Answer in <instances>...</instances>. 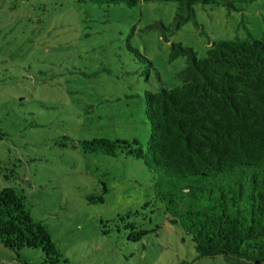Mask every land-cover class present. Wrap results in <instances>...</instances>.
Wrapping results in <instances>:
<instances>
[{"label":"rangeland","instance_id":"obj_1","mask_svg":"<svg viewBox=\"0 0 264 264\" xmlns=\"http://www.w3.org/2000/svg\"><path fill=\"white\" fill-rule=\"evenodd\" d=\"M193 9L175 27L173 1L0 0V189L22 192L58 264H253L198 257L155 200L141 159L80 145L105 137L145 147L144 92L179 85L186 66L185 56L170 58L171 43L203 58L215 41L264 37V0ZM19 253L42 258L39 249ZM0 264L22 263L0 245Z\"/></svg>","mask_w":264,"mask_h":264},{"label":"trees","instance_id":"obj_2","mask_svg":"<svg viewBox=\"0 0 264 264\" xmlns=\"http://www.w3.org/2000/svg\"><path fill=\"white\" fill-rule=\"evenodd\" d=\"M88 1L132 7L152 0ZM159 1L176 3L173 24L179 27L194 17V4L233 0ZM170 47V58L183 55L186 66L179 85L144 92L145 147L137 140L95 137L80 141L81 148L141 159L154 175L155 200L168 222L189 235L198 257L264 264V37L215 41L203 58L179 42ZM0 245L14 250L22 264H35L21 256L23 248L41 251L36 264L61 259L46 226L31 216L22 192L13 187L0 189Z\"/></svg>","mask_w":264,"mask_h":264}]
</instances>
